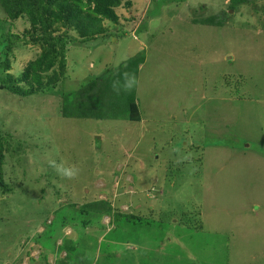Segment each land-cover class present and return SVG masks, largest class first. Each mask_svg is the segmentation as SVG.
<instances>
[{"label":"rangeland","instance_id":"obj_1","mask_svg":"<svg viewBox=\"0 0 264 264\" xmlns=\"http://www.w3.org/2000/svg\"><path fill=\"white\" fill-rule=\"evenodd\" d=\"M116 13L94 50L68 46L64 89L144 52L140 122L64 119L62 87L21 98L0 86L11 190L0 193V264H31L52 223L54 243L78 241L101 264L106 245L110 264H264V0L236 11L122 0ZM216 16L222 26L202 23ZM27 28L20 19L12 30ZM8 29L0 13V77L17 79L40 48L19 41L6 53ZM94 203L111 211L81 213ZM115 213L143 221L111 222ZM55 247L47 264L67 254Z\"/></svg>","mask_w":264,"mask_h":264},{"label":"trees","instance_id":"obj_2","mask_svg":"<svg viewBox=\"0 0 264 264\" xmlns=\"http://www.w3.org/2000/svg\"><path fill=\"white\" fill-rule=\"evenodd\" d=\"M158 3L162 0H151ZM164 1V0H163ZM230 11H236L241 6H248L261 0H223ZM122 0H0L1 21L9 24L6 33L5 52L19 41L32 46H39L40 53L29 61L24 67L20 78L13 79L9 75L0 77V86L5 88L13 96L26 98L38 94H57L60 89V114L64 119H82L96 121H121L140 122L139 104L136 101V79L139 69L145 61L144 52L121 62L117 66H107L102 73L89 76L75 89H64V82L68 76L67 54L71 47L79 44L87 46L91 50L93 43L102 41L106 37L104 22L112 25L119 24L116 13ZM125 6L129 7L130 3ZM217 17V18H216ZM202 19L207 26H222L218 16ZM27 24L28 28L20 35L13 32L12 28L20 20ZM70 32L75 35H70ZM120 38V37H119ZM78 41V45L75 44ZM90 45V46H89ZM3 70L9 71L7 61L2 62ZM109 67V68H108ZM23 84V86H20ZM68 90V91H67ZM67 91V92H66ZM10 138L9 135H6ZM6 136L0 134V193L6 195L11 192L4 182V146L9 147ZM98 205H84L81 213L86 214L93 209L98 213H107L111 209L107 203H94ZM123 220L141 224L143 219L133 215L115 213L111 222ZM148 224V222H147ZM54 223L41 237L45 239L36 258H30L31 264H47L44 251L56 246L57 252L66 251L63 259L56 264H101L99 259H93L87 252L80 251L78 241L71 242L64 237L61 244L57 245L51 239L54 234ZM86 225V223H83ZM196 228V225L192 224ZM201 229V225L197 227ZM108 245L104 248L105 264L111 263V252ZM54 249V250H55Z\"/></svg>","mask_w":264,"mask_h":264}]
</instances>
